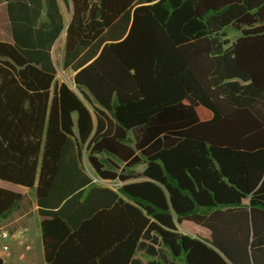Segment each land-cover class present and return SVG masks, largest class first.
Here are the masks:
<instances>
[{"label":"trees","instance_id":"16d2710c","mask_svg":"<svg viewBox=\"0 0 264 264\" xmlns=\"http://www.w3.org/2000/svg\"><path fill=\"white\" fill-rule=\"evenodd\" d=\"M2 1L0 180L45 264H264V0H63L71 87L56 0Z\"/></svg>","mask_w":264,"mask_h":264},{"label":"crops","instance_id":"0c3cea01","mask_svg":"<svg viewBox=\"0 0 264 264\" xmlns=\"http://www.w3.org/2000/svg\"><path fill=\"white\" fill-rule=\"evenodd\" d=\"M60 14L63 19V30L60 35L56 39L55 43L51 49V55L53 59V52L57 49L60 52L61 61H62V53H63V44L65 38V29L70 21L71 10L68 9L63 0H56ZM45 11H42L40 21H46ZM0 42L13 43L12 32H11V24L9 20L7 3L0 0ZM54 62V61H53ZM55 65V64H54ZM24 196V195H23ZM35 204V199H34ZM34 209L36 212V205H34ZM37 213V212H36ZM38 217V227L31 228L27 233L24 234L23 245L18 242L10 241V240H1L0 239V258L3 260L4 264H45L43 257V248L41 243L40 229H39V221L40 217ZM24 215L22 214H12L6 220H0V232L4 230H13V226L16 224L20 218ZM182 233L188 234L190 236H200L202 238H208L209 233L199 228L193 224H186V231L180 228ZM155 239V237H154ZM146 244H151L149 241H145ZM157 244L153 245V247L160 252L166 259H169L165 250L161 248L159 239L156 240ZM139 253L143 256V251H139ZM144 257V256H143ZM140 260L139 257H135ZM145 259V257H144ZM170 261V259H169ZM142 264L145 263V260H140ZM178 264H183V262L179 261Z\"/></svg>","mask_w":264,"mask_h":264},{"label":"rangeland","instance_id":"374dc122","mask_svg":"<svg viewBox=\"0 0 264 264\" xmlns=\"http://www.w3.org/2000/svg\"><path fill=\"white\" fill-rule=\"evenodd\" d=\"M228 35L231 40H234L235 38L238 37L239 34L236 32L230 31ZM53 61H54L56 72H57L56 73L57 82H64L71 87L73 73H71L69 70H64L62 68L60 52L57 49H55L53 52ZM84 165L86 167V170L90 173V170L85 161H84ZM99 183L106 185L108 187H111V188H116L118 185H120V183H117V182H108V181H100V180H99ZM0 188L24 195V201L22 202L20 208L14 212L15 215L22 214L24 216L16 222V224L13 226V230L7 229L4 231L11 233L17 230H26V233H27L30 227L37 228L38 227V217L34 209V205H35L34 204V199H35L34 191L28 190L22 186L13 185L11 183H7L1 180H0ZM181 229H183V231H186V224L181 226ZM136 256L139 257L140 260L142 261L145 260L144 257L139 252H137Z\"/></svg>","mask_w":264,"mask_h":264},{"label":"built area","instance_id":"2783aa9c","mask_svg":"<svg viewBox=\"0 0 264 264\" xmlns=\"http://www.w3.org/2000/svg\"><path fill=\"white\" fill-rule=\"evenodd\" d=\"M25 233H26V230H17V231L11 232V233H9L7 231H1L0 232V239L18 242L19 244L23 245Z\"/></svg>","mask_w":264,"mask_h":264},{"label":"water","instance_id":"95a60500","mask_svg":"<svg viewBox=\"0 0 264 264\" xmlns=\"http://www.w3.org/2000/svg\"><path fill=\"white\" fill-rule=\"evenodd\" d=\"M73 88V87H72Z\"/></svg>","mask_w":264,"mask_h":264}]
</instances>
